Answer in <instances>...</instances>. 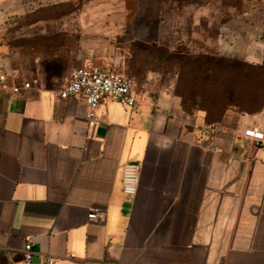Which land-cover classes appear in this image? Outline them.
I'll return each mask as SVG.
<instances>
[{
	"label": "crops",
	"instance_id": "obj_1",
	"mask_svg": "<svg viewBox=\"0 0 264 264\" xmlns=\"http://www.w3.org/2000/svg\"><path fill=\"white\" fill-rule=\"evenodd\" d=\"M71 71L57 88L0 92V264H23L27 243L33 264H264V142L243 135L264 131V104L212 126L135 92V106L108 98L88 119L83 97L59 94ZM127 162L141 165L134 196Z\"/></svg>",
	"mask_w": 264,
	"mask_h": 264
},
{
	"label": "rangeland",
	"instance_id": "obj_2",
	"mask_svg": "<svg viewBox=\"0 0 264 264\" xmlns=\"http://www.w3.org/2000/svg\"><path fill=\"white\" fill-rule=\"evenodd\" d=\"M0 48L20 85L91 63L190 113L264 103V0H0Z\"/></svg>",
	"mask_w": 264,
	"mask_h": 264
},
{
	"label": "built area",
	"instance_id": "obj_3",
	"mask_svg": "<svg viewBox=\"0 0 264 264\" xmlns=\"http://www.w3.org/2000/svg\"><path fill=\"white\" fill-rule=\"evenodd\" d=\"M38 81H25L18 85L11 81V77L0 70V92L11 91L19 93L22 89H30L37 85ZM64 97H83L89 107L88 119L94 117L96 108L106 99L116 100L126 106L133 107L137 103L133 81L125 74L107 67L91 63H82L76 66L69 74L68 80L59 91ZM204 134L211 135L210 129H206ZM244 137L249 138L254 144L264 142V131L255 126L244 129ZM141 165L138 162H127L122 167L121 188L130 196L136 195L140 183ZM97 217L95 212L89 214V218ZM25 261L23 264H33L34 251L30 243L25 246ZM39 264H56V258L49 254H42Z\"/></svg>",
	"mask_w": 264,
	"mask_h": 264
},
{
	"label": "trees",
	"instance_id": "obj_4",
	"mask_svg": "<svg viewBox=\"0 0 264 264\" xmlns=\"http://www.w3.org/2000/svg\"><path fill=\"white\" fill-rule=\"evenodd\" d=\"M264 104V103H263ZM262 104V105H263ZM261 105V106H262ZM228 106H236L238 107L239 109H242L241 108V104L240 102H238L237 104H228ZM260 106V107H261ZM260 107L256 108V109H259ZM228 108L227 107H224L223 109H221V111L219 113H214V112H210V111H206V118H207V122L209 123V125H214L216 122H218L221 117L223 116L224 112L227 110ZM254 109V110H256ZM242 110H246V109H242ZM211 130V129H210Z\"/></svg>",
	"mask_w": 264,
	"mask_h": 264
}]
</instances>
